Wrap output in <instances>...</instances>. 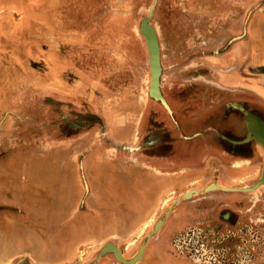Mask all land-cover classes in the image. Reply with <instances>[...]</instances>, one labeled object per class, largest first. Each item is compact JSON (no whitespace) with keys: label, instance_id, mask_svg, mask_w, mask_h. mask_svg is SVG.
Wrapping results in <instances>:
<instances>
[{"label":"rangeland","instance_id":"obj_1","mask_svg":"<svg viewBox=\"0 0 264 264\" xmlns=\"http://www.w3.org/2000/svg\"><path fill=\"white\" fill-rule=\"evenodd\" d=\"M148 15L165 95L178 87L193 107L240 93L252 104L250 81L263 69L250 68L247 35L252 18L264 27V0H0V264H127L96 258L108 242L126 259L144 244L131 264H264V182L253 187L264 160L239 163L233 182L216 169L203 184L180 167L220 150L177 156L171 131H137L144 114H167L149 94ZM63 161L74 167L58 169ZM60 170L79 197L66 217L78 224L74 247L58 243L60 216L41 213L35 195ZM206 196L214 209L186 208Z\"/></svg>","mask_w":264,"mask_h":264},{"label":"flooded vegetation","instance_id":"obj_2","mask_svg":"<svg viewBox=\"0 0 264 264\" xmlns=\"http://www.w3.org/2000/svg\"><path fill=\"white\" fill-rule=\"evenodd\" d=\"M262 69L264 71V66ZM173 88L170 91L172 94L171 98L163 93L159 82L158 89L164 101L158 97L151 96L157 99L160 108L158 109L159 111L166 110V117L163 116L162 112L159 113L157 110L151 113V115L150 113L144 114L140 118L137 131H171L169 144L171 150L177 156L185 152L187 154L194 153L202 147H205V150L209 152H214L215 149H218L221 154L217 155L215 161L207 159L202 165H194L199 163H192L191 157L189 161H186L187 163H182L184 166L180 168L190 169L193 167L194 169L182 171V175H187L188 173L189 175L187 177L189 180L193 179L194 175L203 174L202 176L206 178L203 184H206L208 182L207 175H214L216 169H218L219 178L223 179L221 172L224 168L223 171L226 177L230 179V182H233L232 180L237 177L238 170L242 167L238 166L239 163L247 161L248 166L252 167L253 170L259 166L262 167L264 158L261 156L259 157L260 159L257 158V150L258 148H264V131L261 129L262 125L264 126V109L256 106V97L251 96V105L247 103V99L244 100L243 95L240 93L235 94L230 103H223L222 105L221 100L218 102H210L209 98L204 97V100L200 98L201 101H195L192 107L189 104V97L187 98L179 94L178 87ZM219 99L222 98L219 96ZM212 107L213 110L210 111ZM237 117H240L242 120L243 131H239L242 124L241 121L239 122L237 120ZM258 122L262 125L258 124ZM148 125L150 126L147 127ZM77 131H82V128ZM175 160L174 167H179L178 158ZM154 169L156 172L158 171L157 166ZM179 172L181 170H177L176 175ZM145 173L146 171L140 175L142 182H146L149 178ZM152 174L154 175L155 173ZM154 178V183L157 184V176L154 175ZM213 199L216 198H208L206 196L204 200L201 199L202 202L200 205L193 204L186 208L190 209L189 207L192 206L194 209L203 208L211 210L217 206L214 203L215 201L213 202ZM180 207L185 206L182 205ZM231 215V211L223 212V216L226 218L225 220L229 221V223L231 222ZM176 260L177 263L185 261L183 258H177Z\"/></svg>","mask_w":264,"mask_h":264},{"label":"crops","instance_id":"obj_3","mask_svg":"<svg viewBox=\"0 0 264 264\" xmlns=\"http://www.w3.org/2000/svg\"><path fill=\"white\" fill-rule=\"evenodd\" d=\"M257 21L258 20L256 18H252L250 32L247 35L250 41L249 55L247 56V59L250 60L248 62L251 66V69H253V67L259 69L264 66V27H262ZM240 75L242 74L240 73ZM250 85L254 90V96L257 98V101L264 103V71L260 74L258 73L257 75H255V77H252ZM55 166L58 169H67L68 166L70 168L74 167L73 165H71V163L70 165H67L66 161H63V164L59 162ZM72 173L73 171L71 169L69 172V177H72ZM63 174H66L65 171L60 170L59 179H53L54 181L49 187V190L35 193V195L37 196L38 200L41 201V213L50 216H60V219L58 218V224H56L55 226L56 233H59L57 234V236L60 237L58 243L63 242V245H65L66 247H74L77 236L79 234L78 224L76 220L74 222L72 221L73 224L67 223L66 217L68 214V210L72 209V206L75 205L76 200L79 197L76 194V188L74 187V185L73 188L68 189V192L65 186L63 187L61 185L62 182L67 181L66 177H62ZM33 209H36L35 204H33ZM39 243L40 247L51 248V237L50 239H47L46 243H43V241H39Z\"/></svg>","mask_w":264,"mask_h":264},{"label":"water","instance_id":"obj_4","mask_svg":"<svg viewBox=\"0 0 264 264\" xmlns=\"http://www.w3.org/2000/svg\"><path fill=\"white\" fill-rule=\"evenodd\" d=\"M150 17H151L150 15L143 17L140 23V32L145 37V41L149 51V65L151 72L149 93L153 97H158L161 100H163V96L158 89V85L160 82V74L162 71L161 61H160V47H159L156 31L150 23ZM263 182H264V168L261 179L256 184H254L253 187ZM191 193L192 192L190 191L187 192L185 195L190 196ZM159 224L160 221L158 222V226ZM143 249H144V244L140 246L137 254L134 257L130 259H126L124 255L120 252L119 248L114 243L108 242L102 246V249L96 258H99L101 255L105 253H112L118 261L122 263L131 264L136 262L141 257ZM19 264H26V263L22 261Z\"/></svg>","mask_w":264,"mask_h":264},{"label":"bare ground","instance_id":"obj_5","mask_svg":"<svg viewBox=\"0 0 264 264\" xmlns=\"http://www.w3.org/2000/svg\"><path fill=\"white\" fill-rule=\"evenodd\" d=\"M258 124L262 125V124H261V123H259V122H258ZM263 127H264V126L262 125V128H261V129H262V131H264V128H263ZM251 129H252V128H251ZM253 130H254V129H253Z\"/></svg>","mask_w":264,"mask_h":264}]
</instances>
